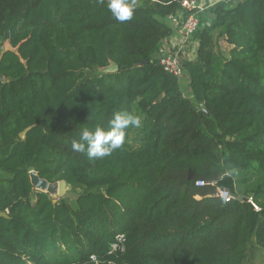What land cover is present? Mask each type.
<instances>
[{"label": "trees", "instance_id": "trees-1", "mask_svg": "<svg viewBox=\"0 0 264 264\" xmlns=\"http://www.w3.org/2000/svg\"><path fill=\"white\" fill-rule=\"evenodd\" d=\"M135 3L120 22L108 0H0V264H244L251 242L264 253V0L216 7L183 79L155 58L180 0ZM117 112L142 121L120 149L73 150ZM31 172L80 189L75 206L36 191Z\"/></svg>", "mask_w": 264, "mask_h": 264}, {"label": "clouds", "instance_id": "clouds-1", "mask_svg": "<svg viewBox=\"0 0 264 264\" xmlns=\"http://www.w3.org/2000/svg\"><path fill=\"white\" fill-rule=\"evenodd\" d=\"M107 8L112 16L120 21H131L134 16L135 0H108ZM141 118L125 112H117L110 121L107 130L97 126L94 130L83 128L77 140H73L72 148L76 152L85 153L89 158H104L120 149L126 142V129L140 128Z\"/></svg>", "mask_w": 264, "mask_h": 264}, {"label": "built area", "instance_id": "built-area-1", "mask_svg": "<svg viewBox=\"0 0 264 264\" xmlns=\"http://www.w3.org/2000/svg\"><path fill=\"white\" fill-rule=\"evenodd\" d=\"M219 3L227 4L231 0H217ZM241 1V0H238ZM180 7L181 11L180 14L182 15L181 21V35L184 39V43L189 44L192 39L195 38L196 33L200 30V23L198 20L199 14V4L198 0H180ZM175 16L170 17V20L175 22ZM159 63L164 69V71L168 74L173 75L178 79H183L185 73L182 69L181 62L183 60H190L188 57L185 56L184 53L176 52L173 55H163L159 59ZM205 184L202 181H198L195 183V186L200 188L203 187ZM215 196L228 202L232 199V195L228 193L227 190L220 188L215 190ZM256 210L257 208L254 207Z\"/></svg>", "mask_w": 264, "mask_h": 264}, {"label": "crops", "instance_id": "crops-1", "mask_svg": "<svg viewBox=\"0 0 264 264\" xmlns=\"http://www.w3.org/2000/svg\"><path fill=\"white\" fill-rule=\"evenodd\" d=\"M239 1L231 0L227 4L219 3L217 0H198L199 14L198 20L200 23V29L209 27L212 21L213 10L218 6H224L227 8L234 7ZM175 22L168 18V25L170 26L172 33L169 37L165 38L159 44V47L155 53V58L159 59L163 55H173L176 52L184 53L190 60H194L197 54L198 43L196 38L192 39L189 44L184 43V39L181 35V21L182 15L178 13L175 16ZM7 45V43H5ZM8 48V47H7ZM183 85L187 86V81H184Z\"/></svg>", "mask_w": 264, "mask_h": 264}, {"label": "rangeland", "instance_id": "rangeland-1", "mask_svg": "<svg viewBox=\"0 0 264 264\" xmlns=\"http://www.w3.org/2000/svg\"><path fill=\"white\" fill-rule=\"evenodd\" d=\"M9 46L6 45L5 43L0 45V54L2 53V51L7 50ZM219 48L220 50L223 51L224 54H227L229 47L223 42L220 41L219 42ZM184 81L182 82V89L184 90V93L186 94L187 90L185 88V85H183ZM221 187H217V189H220ZM36 191H45L44 189L41 190L40 188H36ZM81 190L80 189H75L72 188L70 186H65L64 187V193L63 196L59 197L57 195V190H55L54 192H52L49 197L51 199L54 200H59V199H64L67 201V203L73 207L75 206V201L77 196L80 194ZM244 264H264V253L262 252V250L257 247V245L255 244V242H251L249 245V250L245 259Z\"/></svg>", "mask_w": 264, "mask_h": 264}, {"label": "water", "instance_id": "water-1", "mask_svg": "<svg viewBox=\"0 0 264 264\" xmlns=\"http://www.w3.org/2000/svg\"><path fill=\"white\" fill-rule=\"evenodd\" d=\"M100 71L103 73H113V72L117 71V66L114 63L110 62L108 67L102 68V69H100ZM0 80H1V78H0ZM28 130L29 129H25L19 135V138L21 140H23L25 138V135L28 132ZM30 180H31V183H32L34 189H35V187L40 188L41 190L44 189L45 191H42V192H45L48 195H50L52 192L57 190V195L59 197L63 196L64 187L66 186V183L64 181H59L57 183L50 184L44 180H40L34 172L30 173ZM237 199L240 200L241 198L237 197ZM56 201L57 200L52 199V203H56ZM0 217L7 218V215H6V213L1 212Z\"/></svg>", "mask_w": 264, "mask_h": 264}]
</instances>
